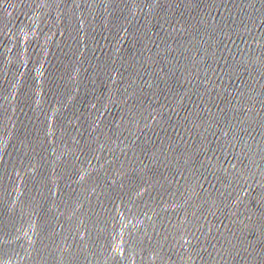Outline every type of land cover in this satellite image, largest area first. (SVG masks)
<instances>
[{"label":"water","instance_id":"1","mask_svg":"<svg viewBox=\"0 0 264 264\" xmlns=\"http://www.w3.org/2000/svg\"><path fill=\"white\" fill-rule=\"evenodd\" d=\"M0 264H264V0H0Z\"/></svg>","mask_w":264,"mask_h":264}]
</instances>
